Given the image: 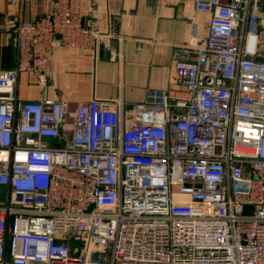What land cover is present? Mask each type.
I'll return each instance as SVG.
<instances>
[{
  "label": "built area",
  "instance_id": "obj_1",
  "mask_svg": "<svg viewBox=\"0 0 264 264\" xmlns=\"http://www.w3.org/2000/svg\"><path fill=\"white\" fill-rule=\"evenodd\" d=\"M190 1L210 16L202 42L171 55L183 92L131 116L94 97L15 96L19 71L43 82L54 45L98 34L78 0L6 27L0 264H264L262 0Z\"/></svg>",
  "mask_w": 264,
  "mask_h": 264
},
{
  "label": "crops",
  "instance_id": "obj_2",
  "mask_svg": "<svg viewBox=\"0 0 264 264\" xmlns=\"http://www.w3.org/2000/svg\"><path fill=\"white\" fill-rule=\"evenodd\" d=\"M78 4L82 23L98 34L54 45L43 82L28 70L19 71L14 84L18 100L64 98L72 109L94 97L117 104L131 116L136 104L157 101L160 90L183 92L174 80L171 55L192 36L202 42L209 11L194 8L190 0H78ZM50 6L51 0H0V68L15 61L6 27L33 19Z\"/></svg>",
  "mask_w": 264,
  "mask_h": 264
},
{
  "label": "rangeland",
  "instance_id": "obj_3",
  "mask_svg": "<svg viewBox=\"0 0 264 264\" xmlns=\"http://www.w3.org/2000/svg\"><path fill=\"white\" fill-rule=\"evenodd\" d=\"M261 5L263 6L262 9H260L259 13H258V18L256 21V25L258 27V29L261 32L262 35V40L260 42L259 45V55L264 57V1H261ZM3 199V195H2V187L0 186V200Z\"/></svg>",
  "mask_w": 264,
  "mask_h": 264
}]
</instances>
